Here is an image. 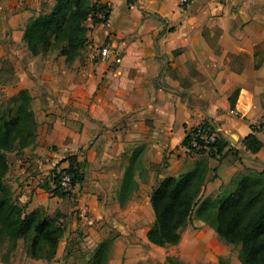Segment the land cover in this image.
Wrapping results in <instances>:
<instances>
[{"label":"crops","instance_id":"1","mask_svg":"<svg viewBox=\"0 0 264 264\" xmlns=\"http://www.w3.org/2000/svg\"><path fill=\"white\" fill-rule=\"evenodd\" d=\"M97 1L109 6V19L89 18L84 49L67 61L59 51L32 55L24 40L28 22L54 0H0V107L27 89L38 124L35 143L11 152L8 186L26 212L52 215L62 199L45 186L75 154L85 179L73 190L78 206L63 220L90 210L72 219L78 227L66 228L54 260L29 257L19 239L8 261L0 251V264H90L113 231L108 264L165 262L158 254L168 248L180 264H242L240 246L201 219L175 245H155L147 231L155 222L152 190L198 158L184 145L189 128L209 121L229 144L222 159L208 160L216 177L203 198L238 170H264V0H192L184 9L178 0ZM105 43L119 50V63L101 58ZM253 132L263 143L257 153L243 143ZM129 168L137 189L121 204Z\"/></svg>","mask_w":264,"mask_h":264},{"label":"trees","instance_id":"2","mask_svg":"<svg viewBox=\"0 0 264 264\" xmlns=\"http://www.w3.org/2000/svg\"><path fill=\"white\" fill-rule=\"evenodd\" d=\"M100 11L109 18V6L97 0H54L49 12L40 13L26 25L24 40L29 51L32 55L59 51L67 61L73 60L88 40L85 22L91 18L95 24L101 23L97 17ZM32 100L30 92L22 89L0 109V245L7 246L4 261L9 260L19 239H23L29 257L54 260L66 231L61 221L66 217L63 206L70 207L73 195L61 190L56 177L55 186L45 188L62 199L59 209L52 215L44 208L26 212L8 186L9 153L36 141L38 124ZM243 143L251 153H257L263 146L255 132L247 135ZM228 145L223 137L217 138L208 145V150L197 155L192 169L165 178L152 190L155 222L148 229L147 237L158 246L175 245L180 242L182 231L197 218L213 227L227 243L240 246L242 264H264V170L249 167L238 170L217 192L203 198L206 183L216 177L211 174L208 160L211 157L222 159ZM67 160L69 166L61 172L72 175L74 186L82 183L85 164L75 154L68 155ZM136 189L134 171L129 168L119 192L121 204L130 199ZM113 243L114 237L104 239L90 264H108ZM69 253L67 250V255ZM169 261L180 264L172 257Z\"/></svg>","mask_w":264,"mask_h":264},{"label":"built area","instance_id":"3","mask_svg":"<svg viewBox=\"0 0 264 264\" xmlns=\"http://www.w3.org/2000/svg\"><path fill=\"white\" fill-rule=\"evenodd\" d=\"M192 0H178L179 6L184 9ZM97 17L101 19L100 24H105L108 21L104 11L97 13ZM100 56L103 60L113 59L115 62L119 63L121 61V54L119 50L110 43H105L101 47ZM187 143L185 147L190 155H198L200 152L208 150L209 144L214 142L217 138L222 137L219 130L212 125L209 121H205L200 125L189 128L186 134ZM58 178V185L62 191L73 192L75 186L72 184V175L69 173L57 171L53 177L52 181L55 185L54 178ZM63 221V219H61Z\"/></svg>","mask_w":264,"mask_h":264},{"label":"rangeland","instance_id":"4","mask_svg":"<svg viewBox=\"0 0 264 264\" xmlns=\"http://www.w3.org/2000/svg\"><path fill=\"white\" fill-rule=\"evenodd\" d=\"M46 55V54H45ZM7 102H9V99L8 100H6V101H4L3 103H2V105H1V107H0V109L1 108H3L6 104H7ZM11 158V153H9V159ZM55 186V185H54ZM53 186V187H54ZM73 193V192H72ZM61 204V203H60ZM76 206H78V202H77V200H76V198H75V195L73 194L72 195V198H71V200H70V207H68V206H63V210H64V213L66 214V217L67 216H69V214L71 213L70 211H71V209L72 208H75ZM126 208L127 209H129V208H132V210H134L135 209V207H133V205H126ZM74 212H76V214L77 215H75L74 213L72 214V218L70 219L71 220V223L69 224L68 223V221H65V220H63L62 222H63V224L66 226V228L67 227H69V226H71V228H76V226L78 227V225H74V222H72L73 220L72 219H74V217H77L78 218V220L77 221H79V219L80 220H83V219H85L86 218V216H88V217H90L89 215H90V210H89V208H87V209H85L84 208V210L82 211V214H81V212H80V209H75L74 210ZM143 213H144V215L145 216H147V212H146V210H144L143 209ZM79 214H81V215H79ZM66 217H64L63 219H65ZM107 220H106V222L105 221H103V223H104V225H108L107 224ZM118 224V226H119V223H117ZM123 226V225H122ZM197 228V227H196ZM118 234H117V232L116 231H113V234L110 236V237H114V239H115V237L117 236ZM68 245H70V242L68 243ZM6 250H7V246L6 245H3V248L0 250L1 251V253H2V259H3V256H4V254L6 253ZM171 250L168 248V249H163L162 251H161V254H158V258H162V259H164V261L165 262H161V261H159V260H157V259H155L154 257H149V260H148V262L147 263H145V264H173V263H171L170 261H169V258H170V256L171 255H169V252H170ZM67 253V252H66ZM67 256V255H66ZM183 264V263H182Z\"/></svg>","mask_w":264,"mask_h":264}]
</instances>
